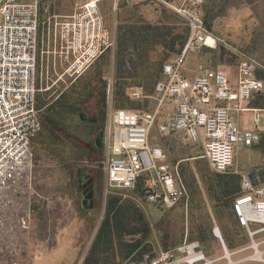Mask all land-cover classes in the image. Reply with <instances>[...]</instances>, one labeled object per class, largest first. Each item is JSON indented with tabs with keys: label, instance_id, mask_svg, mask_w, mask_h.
I'll list each match as a JSON object with an SVG mask.
<instances>
[{
	"label": "rangeland",
	"instance_id": "374dc122",
	"mask_svg": "<svg viewBox=\"0 0 264 264\" xmlns=\"http://www.w3.org/2000/svg\"><path fill=\"white\" fill-rule=\"evenodd\" d=\"M87 1L40 0L42 22L46 21L40 32L38 95L44 128L34 140V150L36 186L41 197L35 205L32 246L19 253L27 255L31 264H83L93 247L104 219L105 176L101 169L88 167L84 161L95 162L101 155L95 143L106 120L108 79L113 80L116 106L138 107L128 95L130 88L143 86L147 93H153L163 64L175 59L190 39L188 22L177 11L188 4L185 0H100L105 26L113 31L115 46L81 75L64 74L58 58L54 68V59L43 53L48 45V27L53 32L55 17L61 20L74 14ZM201 11L218 43L216 47L203 46L191 51L185 71L192 75L199 62H206L235 77L239 61L247 58L264 81V0H203ZM50 16H55L51 27ZM177 34L185 35L186 41L182 48L177 42L171 51L170 39ZM255 102L258 106L253 105ZM247 108L259 109L263 115L261 138L252 147L238 149L235 161L252 178L264 181V90L254 96ZM253 114L240 115L243 127H252ZM150 142L160 144L172 162L180 161L188 190L187 201L171 209L158 210L137 192L112 187L110 195L120 197L121 202L135 204L149 224L148 237L142 244L147 253H134L126 258L118 243L114 248L105 244V251L99 254V264H191L179 261L189 256L180 249L194 244L198 246L196 251L207 258L196 264H230L231 261L264 264L261 259L251 258L254 255L252 239L234 218L237 193L225 196L220 190L222 182L229 181L234 186L238 181L241 183V175L214 170L202 157L201 147L193 145L183 134H161L153 126ZM85 174L94 176L95 208L91 213L82 206L78 186V178ZM65 200L76 201L77 207L70 206L66 210L68 214L57 217L55 205ZM71 215L77 222L78 232L85 226L87 234L81 241L77 234L73 248L69 246L68 250L56 252L54 237L68 224ZM215 228L222 230L225 245ZM139 237L141 234L128 236L127 242L137 241ZM255 239L264 251V232ZM226 249L231 257L226 255Z\"/></svg>",
	"mask_w": 264,
	"mask_h": 264
},
{
	"label": "built area",
	"instance_id": "2783aa9c",
	"mask_svg": "<svg viewBox=\"0 0 264 264\" xmlns=\"http://www.w3.org/2000/svg\"><path fill=\"white\" fill-rule=\"evenodd\" d=\"M185 1L188 4L177 11L188 22V43L163 64L153 93L143 86L130 88L128 95L138 107L116 106L113 80L108 79L101 155L84 163L104 173L103 214L112 187L137 192L158 210L171 209L187 201V185L180 161L172 162L160 144L150 142V134L153 126L161 134H183L201 147L214 170L241 175L233 213L252 239L254 258L261 250L255 236L264 232V181L239 168L236 152L260 141L261 111H253L251 128L243 127L240 115L264 90V81L247 58L239 61L235 77L206 62H199L192 75L185 71L191 51L209 47L210 37L218 43L202 18L203 0ZM41 14L40 0H0V264H31L19 253L32 246L35 205L41 197L34 150V140L44 128L38 101L40 32L46 24ZM55 16L48 18L50 27ZM50 29L43 53L54 59V68L59 60L70 76L81 75L115 46L100 0L87 1L61 20L55 17L53 32ZM190 247L193 254H203L196 244L180 250L191 255Z\"/></svg>",
	"mask_w": 264,
	"mask_h": 264
},
{
	"label": "trees",
	"instance_id": "16d2710c",
	"mask_svg": "<svg viewBox=\"0 0 264 264\" xmlns=\"http://www.w3.org/2000/svg\"><path fill=\"white\" fill-rule=\"evenodd\" d=\"M167 29H170V27H167ZM168 35H170V33H168ZM185 41V35H174L169 42V46L171 48L170 50H175V45L177 42H179V46L182 48V45H184ZM257 104L258 103L255 102L253 105L258 106ZM96 148L100 147L96 145ZM227 175L235 176V174L228 173ZM221 184L222 186L220 190L225 196L235 193L238 195L241 188L240 181H238L236 186H234V184L232 185L229 181H226L225 183L222 182ZM138 234H141V237H139L137 241L135 240L131 243L127 242L128 236H137ZM148 234L149 224L135 204L127 201L121 202L120 197L108 195L106 199L104 219L102 220L100 228L96 234L93 247L89 255L85 258L83 264H99V254L102 252V250L105 251V244L111 245V247L108 248H114L115 244L118 243L120 246V251L122 254L125 252V256H123L126 258L130 257L134 253L143 255L147 253V250H144L142 244L148 237Z\"/></svg>",
	"mask_w": 264,
	"mask_h": 264
},
{
	"label": "crops",
	"instance_id": "0c3cea01",
	"mask_svg": "<svg viewBox=\"0 0 264 264\" xmlns=\"http://www.w3.org/2000/svg\"><path fill=\"white\" fill-rule=\"evenodd\" d=\"M70 206H72L73 208L77 207L76 201H73V202L71 200L70 201L69 200L68 201H66V200L65 201H59L55 205L57 211H55L54 214H56L57 217L65 216L66 214H68L66 210L71 209ZM91 212H92V210H90L89 213H91ZM70 217L71 218H69L68 224L63 225L62 228H60L61 230L59 231V233H56V235L54 237L56 239V241L53 238V240H54V251H56V252H59L62 249L68 250L69 246H71V248H73L75 245V240H76L77 234H79L80 241H81L82 236L86 233V230H84V229H87V228L85 226L81 229V231L78 232V226H77V222H76L75 218L72 219V215ZM221 232H222V230H221Z\"/></svg>",
	"mask_w": 264,
	"mask_h": 264
},
{
	"label": "bare ground",
	"instance_id": "6f19581e",
	"mask_svg": "<svg viewBox=\"0 0 264 264\" xmlns=\"http://www.w3.org/2000/svg\"><path fill=\"white\" fill-rule=\"evenodd\" d=\"M208 46L209 47H216L215 45V42H214V39L213 37H210L209 40H208ZM246 112H253L255 111V109L253 108H247L245 109ZM215 232H216V235L221 239V240H224L223 239V236H222V232L220 230V228H215ZM223 242V241H222ZM225 243V242H224ZM189 253L191 255L187 256L186 258L184 259H180L179 261H185V262H188V263H191V264H196V262L200 261L201 259H204V257L202 256V254H193V250L192 248L190 247V250H189ZM228 256V255H227ZM226 257V256H225ZM255 257L257 259H261L263 260L264 259V252L262 250H260V252H258ZM231 259V258H229ZM178 261V262H179ZM231 261V260H230ZM237 263V262H236ZM230 264H235L234 262H230Z\"/></svg>",
	"mask_w": 264,
	"mask_h": 264
},
{
	"label": "water",
	"instance_id": "95a60500",
	"mask_svg": "<svg viewBox=\"0 0 264 264\" xmlns=\"http://www.w3.org/2000/svg\"><path fill=\"white\" fill-rule=\"evenodd\" d=\"M96 145L100 146V137L98 139H96ZM93 180L94 179L92 178L87 182V184L83 185L84 188H86L88 185H90ZM79 183H81V179L79 180ZM81 195H82L81 202H82L83 208H85L87 210H93L95 208V199H94L95 198V190H94V188L93 189L87 188V189L83 190ZM222 241L224 243V240H222ZM224 245H225V243H224ZM226 255L231 257V254L228 252L227 249H226Z\"/></svg>",
	"mask_w": 264,
	"mask_h": 264
},
{
	"label": "flooded vegetation",
	"instance_id": "af4514ba",
	"mask_svg": "<svg viewBox=\"0 0 264 264\" xmlns=\"http://www.w3.org/2000/svg\"><path fill=\"white\" fill-rule=\"evenodd\" d=\"M94 179V176L91 175V174H85V175H82L78 178V186H79V189H80V193L82 194L83 190L87 189V188H91L93 189L94 188V180L91 182L90 185H88L86 188H84L83 185L87 184V182L90 180V179ZM81 179V183H79V180ZM81 199H82V195H81Z\"/></svg>",
	"mask_w": 264,
	"mask_h": 264
}]
</instances>
